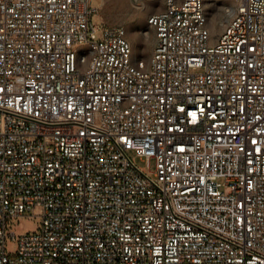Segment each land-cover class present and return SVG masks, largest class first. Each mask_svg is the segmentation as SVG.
Returning a JSON list of instances; mask_svg holds the SVG:
<instances>
[{
  "label": "built area",
  "instance_id": "built-area-1",
  "mask_svg": "<svg viewBox=\"0 0 264 264\" xmlns=\"http://www.w3.org/2000/svg\"><path fill=\"white\" fill-rule=\"evenodd\" d=\"M90 4L0 0V264H264V0H166L148 59Z\"/></svg>",
  "mask_w": 264,
  "mask_h": 264
},
{
  "label": "rangeland",
  "instance_id": "rangeland-1",
  "mask_svg": "<svg viewBox=\"0 0 264 264\" xmlns=\"http://www.w3.org/2000/svg\"><path fill=\"white\" fill-rule=\"evenodd\" d=\"M166 0H91V8L96 10L92 22L120 27L126 32L133 55L139 59H148L153 48L154 34L147 26V20L153 14L163 11ZM209 27L219 32L230 14L236 9L239 0H204ZM215 30V31H214ZM144 34H146L144 36ZM129 156L133 158L134 152ZM138 166H144V160L135 158ZM154 163L150 162V171ZM41 227V218L30 213L6 220L5 254L13 257L18 251L19 238L36 234ZM13 237V240H12Z\"/></svg>",
  "mask_w": 264,
  "mask_h": 264
},
{
  "label": "bare ground",
  "instance_id": "bare-ground-1",
  "mask_svg": "<svg viewBox=\"0 0 264 264\" xmlns=\"http://www.w3.org/2000/svg\"><path fill=\"white\" fill-rule=\"evenodd\" d=\"M215 31V30H214ZM146 34H144V36H145Z\"/></svg>",
  "mask_w": 264,
  "mask_h": 264
}]
</instances>
